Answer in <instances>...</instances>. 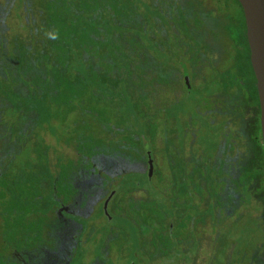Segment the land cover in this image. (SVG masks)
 Here are the masks:
<instances>
[{"label": "rangeland", "instance_id": "374dc122", "mask_svg": "<svg viewBox=\"0 0 264 264\" xmlns=\"http://www.w3.org/2000/svg\"><path fill=\"white\" fill-rule=\"evenodd\" d=\"M203 3L204 9L196 4L193 13L178 14L164 0H0V192L23 169L33 181L50 155L51 163L66 160L73 149L84 158L94 147L103 152L108 134L137 147L138 159L149 151L153 160L150 181L141 168L116 175L108 215L90 208L94 241L83 244L73 264H230L232 242L246 253L243 247L262 237L247 197L231 205L232 192L218 182L224 170L216 155L233 131L229 121L225 126V107L214 101L227 97L229 108L236 80L246 79L217 66L202 91H187L186 79L192 83L201 61L210 63L208 55L218 65L236 54L229 33L223 28L217 35L198 13L228 28V16L239 15V7L226 0ZM90 13H108V28L87 22ZM200 31L209 48L199 41ZM179 79L180 89L174 85ZM203 96L212 98L198 107ZM119 110L125 115L115 120ZM156 127L161 138L154 151L149 135ZM134 187L142 194L130 197ZM42 201L15 196L2 202L16 218L36 216ZM166 221L174 225L167 235ZM249 231L254 240L248 244L243 237ZM246 261L245 255L238 264Z\"/></svg>", "mask_w": 264, "mask_h": 264}, {"label": "flooded vegetation", "instance_id": "af4514ba", "mask_svg": "<svg viewBox=\"0 0 264 264\" xmlns=\"http://www.w3.org/2000/svg\"><path fill=\"white\" fill-rule=\"evenodd\" d=\"M199 41L204 40L199 39ZM203 44L207 46L206 42H203ZM208 58L209 64L201 61L202 69H198L197 71L195 69L194 73L196 74L192 78V83L190 80H187L189 88L196 89L198 92L202 91L205 87L204 82L212 79V73L219 71L216 66L217 64H212V55H208ZM232 59H225L221 63L222 69L225 68V73H236L229 67ZM212 66L214 67L212 68ZM122 74L119 73V77ZM232 80V77L226 78V85L230 84L229 87L233 86ZM174 85L179 86L178 89H180L182 82L179 79ZM189 88L187 86L188 92ZM254 90L257 96L255 83ZM249 91L251 90H248L246 85L234 91L228 101L229 108L226 102L227 97L224 100L222 97L216 98L214 101L216 104L225 107L223 113L227 112L225 116L228 114L230 116V118L229 116L227 117L225 126H227L229 121L231 123L230 128L233 131L232 139L229 143L222 141L221 149H219L216 155L217 158H222L223 166L221 168L224 170V175L219 177L218 182L222 181V190L232 192L231 205L239 203L244 197H247V203L250 198L255 201L258 206V213L256 211L257 218L262 219L260 220V227L263 228L264 157L259 114L257 116L259 137L256 138V131H253L249 136L248 131L251 129L238 131L239 127L244 124L240 123L237 116L240 113H245L244 106L247 107L248 101L253 108V94ZM203 98H206V100L199 99L198 107L208 105L207 102L212 97L203 96ZM143 104L146 105V103ZM240 105H243V109L239 108ZM117 115L118 119L113 117L115 120L122 119L125 114L119 110ZM250 117L251 115H249ZM254 121L256 122V119ZM119 131L120 133L123 132L122 130ZM114 135L108 134V140H105L107 143H103V152H99L98 147H94L95 152H93L92 156L85 154L87 158H84L78 149H73L72 155H69L66 160L58 158L51 163L49 161H53V155H50L46 167L41 168L43 171L39 170L37 173L38 177L32 174L33 181L25 179L23 169L22 172L12 175L13 181L2 184L3 192H0V264H73L81 254L83 244L94 241L91 236L94 231V224H90V215L93 214L91 210L97 207V212H103L105 215H108L107 207L105 211L103 204L107 200L108 206L109 201L114 195V191H111L112 188L109 187V184L115 180L116 175L125 171L119 175L121 177L127 172H133L132 170L141 168L144 171L147 170L148 180L152 179L154 165L150 152L147 151L145 160L138 159L137 155H135L136 152L138 153V148H135L130 143H126L122 139L115 138ZM70 136L71 132L68 133V138ZM160 138L159 129L156 127L153 134L149 135V140L154 151L158 147ZM74 140L76 141V139ZM226 144L228 145L226 146ZM2 148L4 150V145H2ZM256 157V166L250 168V162H254ZM149 160L152 164L151 171H149ZM8 167L9 163L6 162L5 169ZM33 167L34 164H30L27 171L33 170ZM249 168L252 172L249 171ZM8 177L6 174L5 182L9 180ZM253 181L255 182L253 183ZM15 188L20 189V191L15 190ZM9 189L11 192H9ZM241 190L243 193L240 192ZM128 194L130 197H134L142 193L139 188L134 187ZM15 196L24 200H43L42 208L40 211L34 212L36 216L27 214L14 218L10 211L7 212L5 210V205L8 202L2 201L5 199L15 200ZM223 198H225V195H223ZM77 215L83 217L77 218ZM85 216L87 217L85 218ZM19 219L21 221L24 220L25 225L31 224L33 229L29 231L24 230L23 226L20 227L19 225ZM108 219L111 220L110 217ZM81 221H84V223ZM170 224L171 221H166V227L164 228L166 235L171 233L174 227V225L170 226ZM251 240L253 241L254 239ZM103 244L102 247L107 246L106 243ZM237 246L232 242L227 247V262L238 264L246 255V264H264L263 236L256 243H253V245L243 247V249H246V253H242L241 251L243 250L238 249Z\"/></svg>", "mask_w": 264, "mask_h": 264}, {"label": "trees", "instance_id": "16d2710c", "mask_svg": "<svg viewBox=\"0 0 264 264\" xmlns=\"http://www.w3.org/2000/svg\"><path fill=\"white\" fill-rule=\"evenodd\" d=\"M78 3H81V0H75ZM165 2H168V4H172L175 7V12L180 14V13H193L192 10H195V5L197 4L199 6L200 9H204L206 8L203 0H164ZM226 1H232L233 5L235 4L236 6L239 7V15L237 16H228L230 17V22H229V26L228 28H226V26H222L220 27V25L218 24V19H215V17L209 18L207 16V13L205 11H201V13H198L199 15L203 16V20H205V24L208 27V29L210 28V30L214 27L215 31L218 35V32H220L221 29H225V31L227 33H229V37H228V42L230 41V45L232 47V49L234 48V50H236V54L234 53L233 55V59L231 60L229 67L231 68V70L235 69L236 73H239V80L240 81H244V79H246V83H239L236 80V85L241 88L242 86H247L248 90H251L249 92H251L253 94V108L251 106V103L248 101L246 106H244L245 109V113H240L237 117H239L240 123L244 124L242 126L239 127L238 131L243 130V129H251L250 131H248V135L250 136L251 133L254 131H256L255 133H257L256 138L259 137V128H258V120L255 122L254 116H258L259 114V107H258V101H257V96L255 94V90H254V83H255V77L252 73V69H251V65H250V61H249V50H248V46H247V42H246V36H245V25H244V19H243V14H242V9L240 4L238 3L237 0H226ZM220 18V16H218ZM86 21L90 22L92 24H97L100 27L103 28H108L109 26V15L108 13H104V17H101L98 15V13L96 14H92L90 13L89 15H85ZM123 24V23H121ZM231 25V26H230ZM192 25L190 23L187 24V29L189 31V33L191 34L194 33V28L191 27ZM127 28V27H126ZM218 31V32H217ZM198 39L203 40V35L201 33V31L198 34ZM222 40V39H221ZM203 42L204 41H200ZM223 43V40H222ZM224 44V43H223ZM229 45V46H230ZM209 47V45H207ZM221 43L219 42H215V47L219 49V51L221 52ZM222 53V52H221ZM237 57V58H236ZM224 61H222L221 63H223ZM221 63L216 65V66H221ZM214 66H212L213 68ZM229 68V69H230ZM243 105H240L239 108H242ZM253 109L255 110V113H249L250 111H253ZM257 112V115H256ZM251 115V117L249 118V115ZM127 115L130 116L131 115V108L128 110ZM256 126V127H255ZM255 127V128H254ZM253 138H255V136H253ZM256 159L257 157L254 159V162H250L249 166L250 168L255 167L256 166ZM249 168V171H251V169ZM257 178V177H256ZM258 180V179H257ZM255 181H253L254 183ZM249 208H253L255 209L251 216L255 219L256 222V226L257 229L260 231L261 236H263L264 238V226L263 228L260 227V220H262L261 218H257V213H258V206L255 203L254 200H252L250 198L249 200ZM251 209L248 210V214L250 213ZM257 211V213H256ZM250 217V215H249ZM247 229V228H246ZM249 230V229H247ZM263 230V231H262ZM252 231V230H251ZM247 233V232H245ZM253 233H251L249 231V234L247 237H243L245 238V240L249 242H251L252 240L250 239ZM258 236V235H257Z\"/></svg>", "mask_w": 264, "mask_h": 264}, {"label": "water", "instance_id": "95a60500", "mask_svg": "<svg viewBox=\"0 0 264 264\" xmlns=\"http://www.w3.org/2000/svg\"><path fill=\"white\" fill-rule=\"evenodd\" d=\"M237 1L242 9L246 42L249 49V61L255 77L264 157V0ZM186 84L189 88L187 79ZM148 163L149 171H151V161L149 160ZM103 207L106 211L107 200L104 202Z\"/></svg>", "mask_w": 264, "mask_h": 264}]
</instances>
